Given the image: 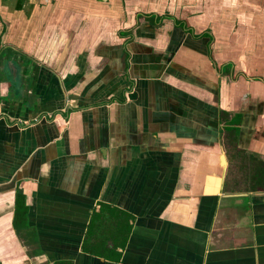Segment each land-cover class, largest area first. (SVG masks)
Returning <instances> with one entry per match:
<instances>
[{
    "label": "crops",
    "instance_id": "1",
    "mask_svg": "<svg viewBox=\"0 0 264 264\" xmlns=\"http://www.w3.org/2000/svg\"><path fill=\"white\" fill-rule=\"evenodd\" d=\"M5 1L0 264H264V0Z\"/></svg>",
    "mask_w": 264,
    "mask_h": 264
},
{
    "label": "water",
    "instance_id": "2",
    "mask_svg": "<svg viewBox=\"0 0 264 264\" xmlns=\"http://www.w3.org/2000/svg\"><path fill=\"white\" fill-rule=\"evenodd\" d=\"M21 1V5H17V1L16 3L13 5V0H6L5 1V5H4V12H3V16L2 18L4 19V21L7 24V28H10V23L13 21V17H18V15H20L21 12H23V7H25L26 11L28 9V5H33V0H20ZM36 2L38 3H42L44 5V3L42 2V0H36ZM16 17V20H17ZM7 70L9 72V75L11 77V75H13V67L8 66ZM11 80V79H10ZM12 80H14L12 78Z\"/></svg>",
    "mask_w": 264,
    "mask_h": 264
},
{
    "label": "rangeland",
    "instance_id": "3",
    "mask_svg": "<svg viewBox=\"0 0 264 264\" xmlns=\"http://www.w3.org/2000/svg\"><path fill=\"white\" fill-rule=\"evenodd\" d=\"M4 57V55L1 53L0 55V75H1V79L2 80H9V78L7 77V74H8V70H7V66H10L12 67L11 65V59L8 58V57Z\"/></svg>",
    "mask_w": 264,
    "mask_h": 264
}]
</instances>
